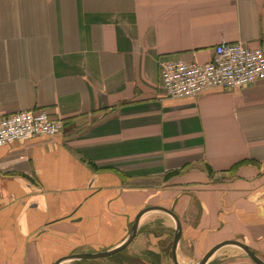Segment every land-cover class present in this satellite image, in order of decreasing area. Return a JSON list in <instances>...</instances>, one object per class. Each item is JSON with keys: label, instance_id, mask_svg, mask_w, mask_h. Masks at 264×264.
Returning a JSON list of instances; mask_svg holds the SVG:
<instances>
[{"label": "crops", "instance_id": "obj_1", "mask_svg": "<svg viewBox=\"0 0 264 264\" xmlns=\"http://www.w3.org/2000/svg\"><path fill=\"white\" fill-rule=\"evenodd\" d=\"M231 42L264 52V0H0V116L63 122L0 146V264L112 248L151 205L185 264L228 239L264 260V79L171 97L160 78ZM157 220L174 233L149 210L123 250L158 253ZM205 264L256 263L228 244Z\"/></svg>", "mask_w": 264, "mask_h": 264}, {"label": "built area", "instance_id": "obj_2", "mask_svg": "<svg viewBox=\"0 0 264 264\" xmlns=\"http://www.w3.org/2000/svg\"><path fill=\"white\" fill-rule=\"evenodd\" d=\"M161 84L166 95H196L212 87L236 88L264 79V52L240 42L215 46L206 63L176 59L160 68ZM63 128L60 119H52L44 110H18L0 116V146L31 135L53 136Z\"/></svg>", "mask_w": 264, "mask_h": 264}, {"label": "water", "instance_id": "obj_3", "mask_svg": "<svg viewBox=\"0 0 264 264\" xmlns=\"http://www.w3.org/2000/svg\"><path fill=\"white\" fill-rule=\"evenodd\" d=\"M149 210L163 211L173 219L175 226H174L172 243H171V247H170V258H171L173 264H182L177 259V254H176L177 244H178V241L181 237L180 220H179L178 216L173 212V210H171L170 208L164 207V206H160V205H151V206H146V207L140 209L134 217V220L130 226L127 237L117 246H114L112 248L102 250V251H96V252L68 254V255H65V256H62L61 258H59L54 264H58L59 262H61L62 260H65V259H94V258H99V257L110 256V255L115 254L116 252L123 250L136 236L140 217L142 216V214H144L145 212H147ZM228 244L235 245V246L239 247L256 264H264V260L250 246H248L247 244H245L239 240H235V239L223 240V241L215 244L214 246L209 248L195 264H205L216 250H218L220 247H222L224 245H228Z\"/></svg>", "mask_w": 264, "mask_h": 264}, {"label": "rangeland", "instance_id": "obj_4", "mask_svg": "<svg viewBox=\"0 0 264 264\" xmlns=\"http://www.w3.org/2000/svg\"><path fill=\"white\" fill-rule=\"evenodd\" d=\"M149 230H151L157 238L165 239L162 241L163 245L160 244L163 247H159L160 249L158 248L159 251L158 253L154 251H148L147 254L142 256V255L127 254L128 251L123 250L120 252V254L116 256H113L114 255L113 254L110 256L99 257L89 260H93L91 261L93 262V264H121V262L129 263V264H142L143 260L147 262H151L152 264H157V263L173 264L170 258V247L173 238V231L165 227L163 224H161L159 220L153 222L152 227H150ZM180 261L181 263L185 264V262H183L182 260H179V262Z\"/></svg>", "mask_w": 264, "mask_h": 264}, {"label": "trees", "instance_id": "obj_5", "mask_svg": "<svg viewBox=\"0 0 264 264\" xmlns=\"http://www.w3.org/2000/svg\"><path fill=\"white\" fill-rule=\"evenodd\" d=\"M120 252H121V251H119V252H116V253H115L113 256H116V255L120 254ZM147 253H148V252H147ZM147 253H146V254H147ZM159 262H160V261H159ZM121 264H129V263H124V262H121ZM157 264H159V263H157Z\"/></svg>", "mask_w": 264, "mask_h": 264}]
</instances>
